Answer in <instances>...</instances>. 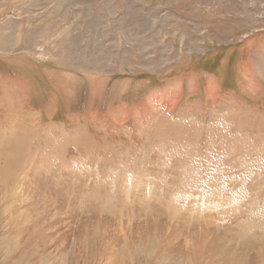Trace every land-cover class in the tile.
<instances>
[{"label": "rangeland", "instance_id": "rangeland-1", "mask_svg": "<svg viewBox=\"0 0 264 264\" xmlns=\"http://www.w3.org/2000/svg\"><path fill=\"white\" fill-rule=\"evenodd\" d=\"M0 143V264H264V0H0Z\"/></svg>", "mask_w": 264, "mask_h": 264}, {"label": "bare ground", "instance_id": "bare-ground-1", "mask_svg": "<svg viewBox=\"0 0 264 264\" xmlns=\"http://www.w3.org/2000/svg\"><path fill=\"white\" fill-rule=\"evenodd\" d=\"M24 1V0H23ZM28 1V0H27ZM30 1V0H29ZM71 1V0H70ZM75 1V0H74ZM80 1V0H79ZM34 2V1H33ZM82 3V2H81ZM76 4V3H75ZM81 6V5H80ZM52 8V7H51ZM21 11V10H20ZM29 13V12H28ZM33 14V13H32ZM47 14H45V15H43V16H46ZM36 16V15H35ZM65 17L66 16V14H64V15H62V17ZM16 44V43H15ZM1 145H4V143H0V147L2 148V146ZM3 150V148L2 149H0V151H2ZM1 173H2V171H0V175H1ZM207 220V219H206ZM207 221H209V220H207ZM208 248H212L213 247V245L210 243V244H208V246H207ZM238 262V264H240L239 263V261H237Z\"/></svg>", "mask_w": 264, "mask_h": 264}]
</instances>
